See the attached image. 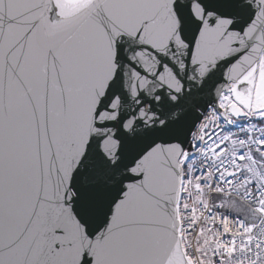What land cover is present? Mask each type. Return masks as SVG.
Here are the masks:
<instances>
[{
    "label": "snow or ice",
    "instance_id": "1",
    "mask_svg": "<svg viewBox=\"0 0 264 264\" xmlns=\"http://www.w3.org/2000/svg\"><path fill=\"white\" fill-rule=\"evenodd\" d=\"M0 264H264V0H0Z\"/></svg>",
    "mask_w": 264,
    "mask_h": 264
}]
</instances>
